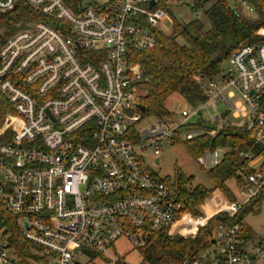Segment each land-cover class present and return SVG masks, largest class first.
<instances>
[{"label":"built area","instance_id":"1","mask_svg":"<svg viewBox=\"0 0 264 264\" xmlns=\"http://www.w3.org/2000/svg\"><path fill=\"white\" fill-rule=\"evenodd\" d=\"M76 1L0 0V15L25 4L37 13L9 35L0 19V264L21 258L10 222L36 247L35 264H83L86 251L108 255L121 238L141 249L160 230L194 236L213 215L234 216L264 189L259 159L239 188L244 200H227L211 217L196 219L148 159L166 144L200 137L206 127H190L189 118L207 102L218 110L208 123L219 125L213 133L230 111L245 116L242 124L264 143V42L241 46L219 76L204 80L207 102L181 109L184 121L174 114L143 123V74L130 51L155 47L156 30L173 23L163 0ZM227 1L256 13L254 0ZM222 157L210 148L197 160L211 168ZM240 232L239 224H220L215 245L185 264L264 258V238L243 245Z\"/></svg>","mask_w":264,"mask_h":264},{"label":"trees","instance_id":"2","mask_svg":"<svg viewBox=\"0 0 264 264\" xmlns=\"http://www.w3.org/2000/svg\"><path fill=\"white\" fill-rule=\"evenodd\" d=\"M67 2L73 6L77 1ZM254 3L256 13L249 15L234 8L227 0H163L162 6L173 19L172 31L156 30L155 47L130 51V63L140 65L143 74L139 82V99L147 107L145 113L173 116L174 113L166 105L167 99L173 94L182 95L194 106L207 102L202 82L219 76L224 70L225 62L241 46L264 42V37L257 34L258 29L264 27V0H254ZM175 7L190 8L196 16L185 21L176 15ZM36 14V11L25 4L13 12L0 15L2 25H8L6 35L24 26L25 21L37 18ZM18 23L23 24L19 26ZM204 124L193 123L199 128ZM213 132L214 129L205 128L200 137L185 142L189 152L196 158L210 147L223 150L221 162L206 168L213 187L194 183V176L183 170H178L173 178H165L173 192L183 201L184 210L197 216L204 214L199 206L216 189H220L233 201L239 200V195L228 182L235 178L238 187L243 186L246 177L254 172L253 163L257 159L262 158L261 167L264 169V143H256L252 130L245 124L223 122L220 129L214 134ZM245 153H250L251 156ZM262 191L246 202L234 216L224 211L213 215L199 227L193 238L171 236L166 230L153 233L150 243L141 248L149 250L144 259L153 257L158 260L167 257L172 264H185L202 256L215 245L216 230L220 224L227 227L239 224L243 245L261 239L245 221V216L249 212L260 210ZM211 201L217 203V208L212 207ZM217 201L210 198L205 203L211 209H218L219 204L224 207L226 201ZM9 228L12 231V248L15 254L26 256L28 242L22 237L19 227L15 222H10ZM21 240L25 245L20 243ZM154 249L158 250L160 257L153 256L151 250Z\"/></svg>","mask_w":264,"mask_h":264},{"label":"rangeland","instance_id":"3","mask_svg":"<svg viewBox=\"0 0 264 264\" xmlns=\"http://www.w3.org/2000/svg\"><path fill=\"white\" fill-rule=\"evenodd\" d=\"M175 13L178 17L183 18L185 21H189L193 17L196 16L192 12L190 8L186 7H175L174 8ZM23 23L20 24V26ZM165 32H171L173 29V23L167 22L164 26ZM257 34L264 37V27H260L257 31ZM228 60L225 62L224 68L227 66ZM234 91V90H233ZM235 95V101H242L241 95L237 92ZM166 105L168 109L176 115V118L179 122L184 121V117L181 116L180 112L181 109H191L194 107L188 100L183 97L180 94H173L171 95L167 101ZM217 107L212 102H207L202 107L201 113L198 116H193L189 118L190 124H192L190 127L198 128V125H193V123H209L213 120V118L217 115ZM145 117V120L143 123L151 122L154 120L153 114H147ZM222 118L225 122H229L234 125L242 124L245 121V116H236L234 113L227 111L225 114L222 115ZM186 128H183L179 131V134L182 136L183 131ZM214 134V133H213ZM211 148V147H210ZM208 148V149H210ZM212 149V148H211ZM220 152L223 155V150L220 148ZM156 158L159 159V163L156 162ZM149 161L153 164L152 170L156 173H158L163 178H173L178 170H183L189 175L194 176V183L198 184L201 183L207 187H213V182L210 179L207 169L204 168L197 160L196 157H194L188 150L185 142L183 140H178L174 144H166L164 145L163 151L159 156H155L153 154H148ZM262 159V158H261ZM260 163V160L257 159L254 163L255 164ZM229 185L232 188V190L239 194V187L236 182V179L233 178L229 180ZM224 195V194H223ZM217 195L213 196L212 198L216 200ZM240 199L244 200L245 198L239 196ZM227 201L231 200L226 195H224L222 198H220L218 201ZM217 201V202H218ZM221 201V202H222ZM205 202V201H204ZM214 201H211V205L214 208H217L215 206ZM217 204V203H216ZM202 205V204H201ZM220 206V204H219ZM220 207H223L220 206ZM202 207L205 209L207 214H212L216 211V209H211V207L207 206L205 203L202 205ZM245 221L252 227L256 235L260 236V238H264V189L262 191L261 195V208L258 212H249L245 216ZM198 233V232H197ZM171 236H183L180 234H170ZM197 235V234H196ZM194 236H183L186 238H193ZM12 241V239H11ZM22 243V240L20 241ZM23 244V243H22ZM25 245V244H23ZM35 249L33 245L27 244L26 245V251L27 255L24 257L19 258L17 264H35L34 263V253ZM148 249L141 250L134 248L131 243L125 239L121 238L118 240L109 250L108 255H99L94 252L86 251L81 257L80 260L83 264H112L113 260L116 261L117 264H172L170 260H168L167 257L160 258L158 260L154 259L153 257L144 259V255ZM151 253H153L155 257H160V253H158L157 249L151 250ZM254 264H264V258L258 259Z\"/></svg>","mask_w":264,"mask_h":264},{"label":"crops","instance_id":"4","mask_svg":"<svg viewBox=\"0 0 264 264\" xmlns=\"http://www.w3.org/2000/svg\"><path fill=\"white\" fill-rule=\"evenodd\" d=\"M205 124H208V123H205ZM224 193L220 190V189H216L209 197H207L206 199H205V202L206 201H208L210 198H212L213 196H215V195H217L216 196V200H219L220 198H222L224 195H223ZM221 201V200H220ZM205 202H203L202 203V205H204V203ZM202 205H200L199 206V209L204 213L203 215H202V217H211L213 214H215V212H217V210L218 209H216V211L214 212V213H212V214H207V212L205 211V209L202 207ZM194 217L196 218V219H199V218H201L200 216H197V215H194Z\"/></svg>","mask_w":264,"mask_h":264},{"label":"water","instance_id":"5","mask_svg":"<svg viewBox=\"0 0 264 264\" xmlns=\"http://www.w3.org/2000/svg\"><path fill=\"white\" fill-rule=\"evenodd\" d=\"M154 3H155V0H152L151 4L154 5ZM140 107H141L142 110H146L147 109V107L144 104H140ZM221 110L222 111L226 110V107L223 104L221 105ZM203 126L206 127V128H209V129H214V130L219 127V125H217V124H204ZM12 261L15 262V259H13ZM77 264H81V263L77 262Z\"/></svg>","mask_w":264,"mask_h":264},{"label":"bare ground","instance_id":"6","mask_svg":"<svg viewBox=\"0 0 264 264\" xmlns=\"http://www.w3.org/2000/svg\"><path fill=\"white\" fill-rule=\"evenodd\" d=\"M228 205V201L224 202V206H227Z\"/></svg>","mask_w":264,"mask_h":264}]
</instances>
